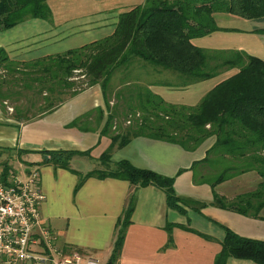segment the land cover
Here are the masks:
<instances>
[{"label":"crops","instance_id":"obj_1","mask_svg":"<svg viewBox=\"0 0 264 264\" xmlns=\"http://www.w3.org/2000/svg\"><path fill=\"white\" fill-rule=\"evenodd\" d=\"M144 1L48 0L51 18H31L0 29V48L10 59L27 62L79 47L111 35L118 15ZM213 16L223 29L192 39L194 45L246 53L252 49L262 54L259 58L264 60V33L256 31L264 28V18L249 20L225 12H216ZM234 72L235 69H227L211 78L193 81L133 58L127 66L113 72L106 94L99 84H94L54 110L25 120L13 118L0 106V149L9 150L10 162L17 158L19 165L38 170L45 195L41 217L56 233L63 248L92 255L105 264L132 194L133 210L115 264H214L226 228L240 236L264 241V207L260 217H253L212 204L215 194L232 199L254 189L260 181L259 175L250 170L211 184L215 169L234 163L225 157L226 165H223L217 161L221 159L218 155H210V160L202 162L215 142L214 135L194 149L140 135L121 147L114 146L110 153L111 162L127 160L134 167L174 177L175 194L205 203L201 207L182 205L184 212L171 208L164 191L152 185L134 187L126 180L95 176L79 181L96 168L100 155L111 144V136L118 133L114 126L125 111L121 114L113 111L118 94L114 92L129 88L124 93L126 96L120 93L119 98L128 97L137 112L148 114L152 111L149 92L167 104L195 106L209 90ZM110 91L114 94L111 98L107 97ZM85 114L88 116L72 125ZM111 114L115 116L113 126L108 134H101ZM57 150L77 154L66 167L43 162L42 151ZM226 264L256 263L229 257Z\"/></svg>","mask_w":264,"mask_h":264},{"label":"trees","instance_id":"obj_2","mask_svg":"<svg viewBox=\"0 0 264 264\" xmlns=\"http://www.w3.org/2000/svg\"><path fill=\"white\" fill-rule=\"evenodd\" d=\"M216 12L249 20L262 19L264 0H145L143 4L118 15L111 35L79 47L27 62L10 59L0 48V67L5 76L22 75V79L12 78V82L0 75V106L4 110V102L13 95L7 87L12 83H22L23 89H34L35 94H43L36 114H30L36 102L29 100L24 110L15 107L11 115L17 120L50 112L69 97L94 84H99L106 94L113 72L123 65L127 66L133 58L172 70L193 81H202L224 70L235 69L195 106L167 104L149 92L152 111L141 114L136 108H128L130 115L138 113L139 116L134 117L133 122L128 119L129 126L111 136L109 148L99 157L107 167L87 172L79 183L86 177L95 176L126 180L134 187L156 186L164 191L169 207L184 212L182 205L194 202L175 194L174 177L134 167L127 160L111 162V150L140 135L194 149L205 138L214 135L215 142L202 162L210 160V155H218L221 158L217 160L219 163L226 165L225 157L234 163L231 166L227 164L211 184L250 170L259 175L260 181L254 189L239 193L232 199L215 194L212 204L243 215L260 217L264 207V60L245 51L208 50L194 45L192 39L223 29L215 22L213 14ZM51 15L48 0H0V29L11 28L31 18L49 20ZM256 31L264 33V28ZM75 70L81 71L84 88H75ZM86 116L88 114L76 119L72 125ZM114 117L112 114L107 117L101 134L109 133ZM8 151L0 149V155L4 152L8 154ZM75 154L77 152L67 150L42 151L43 162L63 167L68 166ZM11 159L6 156L0 161L5 172L10 169ZM132 196L105 264H115L119 256L125 227L133 210ZM203 205L205 203L199 204L200 207ZM167 228L170 229V225ZM220 244L214 264H226L229 257L264 264V241L240 236L226 228Z\"/></svg>","mask_w":264,"mask_h":264},{"label":"built area","instance_id":"obj_3","mask_svg":"<svg viewBox=\"0 0 264 264\" xmlns=\"http://www.w3.org/2000/svg\"><path fill=\"white\" fill-rule=\"evenodd\" d=\"M44 199L37 169L21 177L0 164V264H103L59 245L41 217Z\"/></svg>","mask_w":264,"mask_h":264},{"label":"rangeland","instance_id":"obj_4","mask_svg":"<svg viewBox=\"0 0 264 264\" xmlns=\"http://www.w3.org/2000/svg\"><path fill=\"white\" fill-rule=\"evenodd\" d=\"M249 50V54H252V55H255V56H258V57H261L262 54H257L258 52H256V50H252V49H248ZM251 51V53H250ZM125 67L124 65L121 66L120 68H123ZM22 68V67H21ZM5 71L2 70V68L0 67V75H3V77L5 76ZM74 74L76 75L74 78H73V81L75 82V88H84L85 85H81V80H84L82 79L83 75H81V71L80 70H75L74 71ZM21 78L22 79V75L20 74H8L5 76V78L9 81L12 82V78ZM25 78V77H24ZM109 86V85H108ZM108 86H107V89H108ZM8 89L10 90V93L13 94L7 101H5L4 103V110L6 111V113H10V114H14V111L13 109L15 107H21L22 110L25 109V106H28L29 105V100L31 101V103H34L36 102V105H34V107L30 110V114H36V112L38 113V110H37V104L40 102L41 98L43 97V94H35L36 91L34 92V89H23V85L22 83H18L17 85L16 84H10L7 86ZM136 87V86H135ZM72 89V88H71ZM129 88H125L123 87L122 89H119L117 90V92H114V94L118 93L117 94V98L115 100L114 98V106H113V111H116L118 110V113H122L123 111H125V114L124 116L122 117H118L117 119V122H116V127L114 126V128H117L116 131L118 132H123V130L129 126L130 122L128 121L129 120H132V122L135 120L134 117H137L139 116L138 113L135 114V116H133L132 114L130 115L129 113V109L130 107H132L133 109L135 108V104L132 103L131 101L128 102V97H125L124 100L120 99L119 98V95L120 93L124 95V93H126V91H128ZM107 91V90H106ZM131 91H134V89ZM15 93V94H14ZM113 92H108L107 94V97H113ZM126 96V95H124ZM112 106V105H111ZM129 108V109H128ZM0 156V161L3 160V157L4 156H12L10 154H1ZM5 158V157H4ZM98 164L96 166V169H99V170H103L105 169L107 166L102 164L100 162V160L98 159ZM20 162H18V159H14L12 162H10V170H15L16 171V174L23 177L25 174H28L29 171L31 170V167H29L28 165H24L22 167V165H19ZM112 166H110L111 168ZM222 172V169H215L213 172H212V177L215 178L217 177L220 173ZM194 202V201H192ZM200 202H194L193 204H187L186 206H199Z\"/></svg>","mask_w":264,"mask_h":264}]
</instances>
